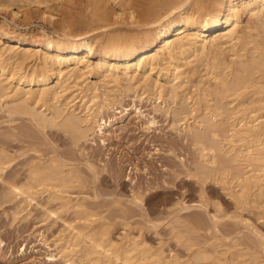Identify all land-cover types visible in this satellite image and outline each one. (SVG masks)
Instances as JSON below:
<instances>
[{
	"label": "bare ground",
	"instance_id": "obj_1",
	"mask_svg": "<svg viewBox=\"0 0 264 264\" xmlns=\"http://www.w3.org/2000/svg\"><path fill=\"white\" fill-rule=\"evenodd\" d=\"M25 1L30 2L27 5L48 2ZM11 2L7 8L12 7ZM21 11L13 10L12 15H21ZM42 14L55 19L54 13ZM91 14L95 18L82 28L87 30L76 35L67 33L70 25L60 24L62 39L40 29V38L34 35L27 42L0 28L1 109L11 116L28 115L37 127H59L79 145L90 134L107 132L105 113L114 107L112 96L120 92L153 94L156 111L163 110L161 103L170 104L171 100L176 104L181 99V110L172 113L177 117L173 125L184 120L183 128L195 135L201 174L207 177L215 171L224 175L221 182L226 184L230 176L229 182L238 188L232 190L237 202L247 205L261 199L263 205L264 0H95ZM100 29L106 37L97 40L95 34ZM215 31L220 32L211 34ZM200 67L204 74L194 82ZM94 75L100 80L90 81ZM189 85L196 86L197 93L186 91ZM220 94L235 96L238 103L230 109L225 103V108ZM214 95L216 102L212 103ZM182 114L185 118L178 119ZM226 123L231 129L224 127ZM11 158L0 150V173ZM78 175L64 160L52 158L48 165L33 164L27 183L6 182L7 195L25 203L14 212L15 218L45 192L58 202L57 209H47L50 214L74 212L70 233L59 246L62 264H189L174 257L167 260L164 251L153 249L141 237L127 234L116 240L103 221L94 226L92 218L97 214L84 202L64 195ZM261 238L264 251V235ZM219 246L213 253L197 250L194 264L209 257L216 264H235V260L221 258L226 251L220 253ZM240 264H246L245 260ZM254 264L264 263L255 260Z\"/></svg>",
	"mask_w": 264,
	"mask_h": 264
},
{
	"label": "rangeland",
	"instance_id": "obj_2",
	"mask_svg": "<svg viewBox=\"0 0 264 264\" xmlns=\"http://www.w3.org/2000/svg\"><path fill=\"white\" fill-rule=\"evenodd\" d=\"M1 1L0 28L9 36L27 42L34 35L40 38V29L62 39L64 31L60 24L64 22L70 25L68 34H79L87 30L82 28L95 18L91 14L95 0H48L45 3L48 7L35 3L30 6L25 0L23 3L22 0ZM9 1L13 5L7 8ZM12 9L22 10L21 15H12ZM43 11L54 13L55 19L44 18ZM101 30L95 34L96 39L106 37ZM201 70L203 67L199 68L194 82L204 74ZM99 80L98 76L90 77L92 82ZM191 86L186 87V91L197 93L196 86ZM137 91L112 96L116 102L113 101L114 107L104 117L108 133L90 134L88 140H82L79 145L59 127H37L30 116H11L0 107V150L12 157L3 174L0 173V264H62L59 246L70 233L74 212L58 210L50 214L47 209H57L58 202L45 192L38 194L22 216L15 218L14 212L25 203L20 204V198L7 195L10 182L27 183L30 167L35 163L48 165L52 158L64 160L73 174L79 173L64 189V195L74 202H84L97 214L92 218L93 225L99 227L104 222L110 226L109 231L116 240H123L127 234L141 237L153 249L164 251L167 260L178 258L189 264L196 262L197 250L213 253L217 245H220L219 251L223 250L220 253L226 251L221 258L228 262L235 260V264H240L245 260L246 264H254L258 260L264 263L261 238L264 235V203L262 205L261 199H257L248 206L243 205L232 195V190L238 188H233L235 183L229 182L230 176L226 184L221 182L224 175L215 171L207 177L201 174L199 155L193 144L195 135L183 128L184 120L173 125L177 118L173 111L181 110V99L176 104L171 100V105L161 103L163 110L156 111L153 94ZM220 96L217 99L221 98L222 105L226 103L229 109L238 103L235 96ZM216 97L214 95L212 103L216 102ZM189 115L191 123L193 118ZM181 116L178 119L185 118L186 114ZM228 124L224 127L231 129ZM221 139H224L222 135ZM202 263L216 264V260L209 257Z\"/></svg>",
	"mask_w": 264,
	"mask_h": 264
}]
</instances>
